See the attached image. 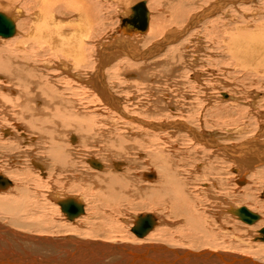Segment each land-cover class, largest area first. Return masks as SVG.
I'll list each match as a JSON object with an SVG mask.
<instances>
[{
    "label": "bare ground",
    "instance_id": "1",
    "mask_svg": "<svg viewBox=\"0 0 264 264\" xmlns=\"http://www.w3.org/2000/svg\"><path fill=\"white\" fill-rule=\"evenodd\" d=\"M188 1L190 0H182L179 3L181 10L175 13L176 16H173V20L183 21L186 18L188 14L182 9L187 8L184 6H189ZM198 1L206 2L204 6H207H203V10L197 14H190L191 19L188 16L190 20L188 19V23L183 28L176 27L177 29L167 32L164 28L166 25L163 24L164 26L161 27L157 20L152 19V13L146 0L133 3L134 5L129 7V12L121 22V37L117 41L113 38L114 45L108 44L110 46L101 48L98 33L103 19L102 0H0V14L5 16L15 29L14 34L10 37L0 36V116L8 115L7 126L10 125L9 122L11 123V126L2 128L5 125L2 123L7 119L3 116L0 117V195L7 193L10 196L18 197L17 199L6 197L5 200L1 197L0 200L3 201H0V208L6 209L12 218L14 216L19 218L23 212L24 214L32 213L28 212V209L32 208L29 206H32L33 201L35 202L38 198V188L42 183L39 184L38 181L35 183L36 178H34L35 182L32 179L33 183L34 185L38 184V188L30 189L33 183L27 184L25 178L17 177L19 174L16 175L19 183L13 179V175L9 176L10 173H17V171L21 173L20 175H24V171L31 167L40 182H44L43 184H49L50 181L55 183L56 178H63V174H68L66 176L68 185L65 189L74 193L59 195V191L57 192L55 188L58 185H53L50 188L53 189L49 195L50 200L48 198L44 200V196L41 199L43 202H47V205L55 204L59 212L62 211L63 215L72 222L80 221L73 219L78 215L69 216L70 214L64 211L63 204L76 205L77 208L79 207L80 214L82 212L80 207L83 208V211L85 208L79 199L81 193L75 194L82 192L88 196L89 194L95 195L96 192L91 191L92 185L98 189L96 191L99 194L90 198L92 205L86 207V216L90 209L92 213L99 215L101 220V216L105 215L102 212H105L106 209L98 206L105 204V207H109V216L114 217L113 224L115 216H125L124 214L129 209H133L136 202H139L137 206L143 210L144 207H150L153 208V212L155 209H159L162 214L164 213L159 216L151 211L138 212L140 215L136 217L137 224L133 228L130 227L132 241L129 242L131 243L79 238L81 234L79 237L75 234L69 235V237H40L31 232L9 228L11 225L13 226L14 221L10 223L9 227L4 226L5 223L3 225L0 223V245H2L0 258H3L4 253L8 254V260L4 259L6 264H9V260L12 264H16V260L17 264L19 262L22 264H95L98 255H101V261L96 264H110L115 261L116 256L119 258L111 264H264V260L260 257L254 258L243 253L229 252V250L228 252L218 251L211 247L196 250L190 247L185 249L182 246L176 248L171 247L173 245L167 240L168 244L150 243L155 241H152L153 238L157 236L159 229H163V226H171L174 222L180 223L181 221L200 239L197 233L205 230L200 223L203 222L205 225L212 223L208 220L211 218L213 207L217 202L222 204V207L218 208L220 211H216L214 214L217 219L220 214L231 211L246 224L254 225L264 222L262 214L264 199L260 201L258 197H255V191L245 190L247 187L249 188V181L252 180L256 183L255 180H259L258 174H264V111L257 110V114L262 120L258 117L262 127L257 126L254 129L247 126L244 121L240 125L242 127L234 128L237 124L236 118L230 122L232 125L226 122L221 125L215 123L214 127L225 129L224 137L217 131H200L196 129L197 127L191 128L189 125H193V122L190 123L189 119L192 116L187 118V122L190 124L182 119L159 122L153 120L154 116L169 109L183 117L186 116L185 112H194L196 115V108L193 105L191 106L195 110L191 106L189 107L190 101L181 106L184 108L178 106L174 108L175 104L168 102V97H163L164 92L161 94V89L166 86L163 85V82L165 84L170 78L173 80L182 73L184 62H190V60H185L188 54L183 50L185 45L190 42L187 39L189 33L196 31L197 26L199 28L202 23L204 25L206 20L216 19V17H218L217 21L214 19L211 27L204 29L205 35L211 40L212 48L217 50L218 60L221 62L231 61L236 66V70L242 73L241 76L243 75L239 80L241 82L248 80L250 82L248 88L255 89L256 93H252L254 95L252 99L256 103L262 101V94L258 91H262L261 88L264 87V19H262L264 16L260 17L258 12L260 9H264V0ZM141 4H144L145 9L143 10L148 14L146 30L132 26L127 21L132 16H141L139 14H142V11L134 13V9ZM262 6L263 8H261ZM246 14H252L249 17L251 19H245L248 16ZM224 15L226 17H223ZM160 16L158 21L162 19ZM257 18L262 21L258 23ZM203 37L205 38L199 34L194 40V42H199L198 44L202 48L199 49L200 51L204 50L203 45L205 46L206 43ZM206 39L208 38L206 37ZM212 48L210 49L212 50ZM207 57L210 63L213 57ZM212 63L214 64V62ZM191 68L193 69V67H189V69ZM153 70L156 72L150 74ZM129 89H133L137 94L139 92L147 96V99L144 98L146 101L142 107L152 103L145 109L146 111L142 112L147 114V117L128 114L127 103L130 101L134 103L136 96L132 99L123 98V100L121 93L129 92ZM240 90L243 93L235 88H231L230 93L223 92L222 99L227 100L220 103L225 106L233 98L232 108L228 105L229 107L226 106L223 110L205 100L202 101L198 108L205 110V124L208 127H213L209 124H212L216 117H219L217 120L224 117L233 118L235 114H239L242 108L246 110L242 106L243 104L240 105L238 101L241 99L240 96L245 95L241 86ZM231 94L239 95L237 100H235L236 96L233 97ZM209 98L208 100H210ZM101 103L105 105V108ZM261 104L264 105V99L258 105ZM255 105L257 104H252V108L256 109ZM261 107L258 106V109ZM104 109L109 110L105 116L102 115ZM112 113L117 114L116 117L119 115L122 119H126L124 124L131 126L130 131L124 135L123 130L120 131V128L115 127L113 130H109L113 138L105 139L104 142L116 143L117 148L119 146L117 154L126 153L131 157L124 160L120 158V155H114L119 159H114V156L104 159L100 155L95 156L94 154L89 156L85 154L86 157L80 156L84 145L89 143L90 146L94 145V140L99 137L100 133L94 132L97 130L91 124L93 119H96L94 118L95 114H99V117L108 121L105 124L116 125L113 121L111 122L109 114ZM1 119H5V121L2 122ZM132 120H137L140 126L130 123ZM150 130L154 133L152 135L154 139H150L148 133L151 132ZM124 133L126 132L124 131ZM164 135L169 140H166ZM108 136L106 135L107 138ZM93 138L95 139L92 140ZM125 138H130L133 143L125 145ZM146 139L150 142H146ZM136 145L138 146L136 147ZM52 146H61L69 153V160L64 167H58L53 163ZM148 147H154V149L152 153L146 155L142 149ZM42 155L44 156L37 158ZM183 159L186 160L185 164H182ZM140 162L147 165L148 169L145 168L137 174L135 170L140 167ZM143 164L142 167H144ZM85 168L90 174L88 177L82 173L84 172L82 169L85 170ZM7 171L8 175L4 174ZM58 175L60 176L58 177ZM204 175L210 177V183L201 185V194L199 198H196V196H192L190 185L195 183L196 179H202ZM212 176L216 177L211 178ZM45 181H49V183H45ZM64 184L61 186L62 189H64ZM43 188L39 189L40 195L45 194L46 196L44 190L42 191ZM229 188L231 190L235 188L238 193L237 191L234 192L235 194L232 191H227ZM251 189L252 187H250ZM219 190L222 191L220 194L223 195V199L218 200L217 191ZM100 194L104 197H100ZM24 197L26 200L20 205L22 202H18ZM106 197L110 199L108 200ZM249 200H254L251 202L256 211H262L259 213L260 217L250 209ZM197 204H202L204 209L199 211ZM244 204L250 208L243 207ZM33 208L32 210L37 211L40 207ZM242 209H245V212ZM245 213L255 215L257 220L250 223L252 218H249ZM88 217L91 216L88 215ZM169 217L178 221L169 220ZM212 219L214 223L217 222L215 218L212 217ZM95 221L91 218V223L89 222L87 227L88 230L91 226L94 227L91 229L92 235L101 230V228L96 230L95 226L102 222L96 224ZM112 226H110L111 230ZM19 227V229L22 228V226ZM111 230H108L107 234L113 232ZM263 230L264 227L256 236V240H258L256 242L263 244L264 248V241L261 239ZM189 234L187 232V235ZM199 243H201L200 240ZM5 244L13 247L16 252L5 251L7 250L3 248ZM107 244L111 248L110 255L109 248H106ZM23 246L27 250H24ZM101 252L106 253L107 256ZM107 258H111V260ZM103 259H107V262H104Z\"/></svg>",
    "mask_w": 264,
    "mask_h": 264
},
{
    "label": "rangeland",
    "instance_id": "2",
    "mask_svg": "<svg viewBox=\"0 0 264 264\" xmlns=\"http://www.w3.org/2000/svg\"><path fill=\"white\" fill-rule=\"evenodd\" d=\"M140 1H145V0H126V1L125 0H105V1L102 0L103 19L101 20L102 24L100 26V30H99V33H98V41L100 42L99 44L101 45V48H104L105 46H110L111 44L114 45L115 42H113V41H115V40L117 41L118 38L121 37L122 28L120 26H121L122 20L126 17L127 12H129V7L133 6L135 3L140 2ZM146 1H147V4H148V8L150 9V11L152 13V19L157 20V22L161 24V27L166 25V26H164L166 32L170 31L172 29L183 28L188 23V19L191 17L192 13L193 14L194 13L197 14L198 12L203 10L204 7L207 6V5L204 6L206 2L203 3V1L190 0V1L187 2V4L189 3L188 4L189 6H184V8H186V7L187 8L186 9H182L183 11H185V13L188 14V15L186 14L187 15L186 18L183 21L182 20L180 21L179 19H177V21H175V20H173V16L175 17L176 16L175 13L178 10H181V8L179 6V3H181L182 0H146ZM198 3H200V4H198ZM188 7H190V8L188 9ZM261 8H263V6ZM160 14H161V16H160ZM258 14H260L259 15L260 17L264 16V9H260V12H258ZM225 15L223 17H226ZM238 15H241V14H238ZM246 15H248V16H247V18L245 17V19H248L250 16H252V14H246ZM159 16L162 17V19H164L165 21H163L162 19L161 20L163 22L161 20L158 21L160 19ZM188 16H189V18H188ZM217 18L218 17H216V19L214 18L215 21H217ZM214 19L211 18V19L206 20L204 22V25H202L203 24L202 23L199 26V28L197 26V28H196L197 30L195 29L196 31H192V32L189 33V35L187 36L188 37L187 39H189L190 42L187 45H185L183 50L188 54V57H186L185 60H190V62L189 61H188V63L184 62L183 63L184 68L182 70V73L180 75L176 76L175 78L173 77L174 78L173 80H171V78H170V80L169 81L167 80L168 82H166L165 84L163 82V85L164 86L166 85V86L165 87L163 86L164 88L161 89L162 90L161 94H163L162 92H164L163 97H168V102H170L172 104H175L174 108L176 106H178L179 108H184V107H181V106H183L185 103L190 101L191 104H189V107L191 105H193V107L196 108V112H195L196 115L194 114V112H185L184 114L186 116L183 117V116H181L179 114L178 115L175 114L173 112V110L169 109V110L163 111L164 113L160 112L159 115L154 116L153 120L159 122V121H163V120H165V121L166 120H168V121H179L178 119H182L183 121L186 120V122H187L188 121L187 118H190V116H192L189 119V122L190 123L193 122L192 123L193 125H191L189 122H187V123L190 124L189 126H191V128L195 129L197 127L196 129H199L200 131H211V130L212 131H217L219 133V135L224 137L225 129L223 127H214L215 123L216 124H220V125L222 123H224V122L231 124L230 122L233 121L234 118H236V120H237L236 123L237 124H235L234 128H239V126L243 123V121L246 122L247 126H250L251 129H254L257 126L262 127V124L259 121L260 117L257 114V110L258 111H264L263 110L264 109V107H263L264 105H262V104L258 105L259 103L263 102V99H264V90L263 89H264V87L261 88L262 91H258L260 94H262V101L259 102V103H256L252 99V96H254L253 94L256 93V92H254L255 89L251 90V88L250 89L248 88V87H250L249 86L250 82H248V80H247V82L246 81L245 82H241V80H239V79H242L243 75L241 76L242 73H240V72H238L236 70V66L233 65V63L231 61L221 62L220 60H218L219 56H218V53H216L217 50L215 51L212 48V45L210 44L211 40H209L210 38L205 35L206 34L205 29L206 28L208 29V27L209 28L211 27V24L214 22ZM249 19H251V18H249ZM259 19L260 18H257V22L258 23H259V21L260 22L262 21V20H259ZM262 19H264V18H262ZM178 21H179V23H177ZM171 24H172L173 27L171 26ZM166 28H169V29L167 30ZM191 33H193V34H191ZM199 34H202V36H205V38L203 37V40H205V42H206L205 46L203 45V49L204 50H201V51L199 50V49H202V48H200V45L198 44L199 42L198 41H196L197 43L194 42L196 36L199 35ZM115 36H117V37H115ZM198 37H201V36H198ZM206 37L208 39H206ZM87 42L90 43V41H87ZM108 44H110V45H108ZM206 44L208 45V47H207ZM207 48H208V50L206 51ZM210 48H212V50ZM213 50H214L215 56L213 54ZM191 56H192V59H191ZM207 56H212L213 57V58H211V62L210 63H209V58ZM215 57H217V58H215ZM197 58H199V59L197 60ZM212 62H214V64ZM189 67H193V69L192 68L189 69ZM155 72L156 71L153 70L150 74H153ZM197 77H198V79H197ZM249 80L251 81L252 78L249 79ZM241 84H243V85H241ZM150 85L152 86V84H150ZM181 86H183V87H181ZM240 86L244 89L245 95H242V97L240 96L239 98H241V99L238 100V101H239L240 105L243 104L242 106L245 107L246 110L244 108H242V110L239 112V114H235V117H233V118L224 117L221 120H217V119H219V117H216L215 120L213 121V123L209 124V125H212L213 127H208L207 124H205V120H206V116H205L206 112H205V110H203V109L201 110L200 108H198L199 105L202 104V101L205 100V101H207V103H209V104H211L213 106H216L217 108L221 107L223 110L228 105L230 106V108H232L233 107L232 106L233 105L232 101H234L233 98H232V101H230L227 104H225V106H222V104L220 103V102H223V101L227 100L225 98L222 99L223 98V92H225V93L229 92L230 93V89L231 88H235L238 91H241L240 90ZM244 87H246L248 89H245ZM179 88H181V90H179ZM129 90H130L129 92L126 91L125 93H121L122 99L123 98L124 99H130V98L132 99L133 97L136 96V101L134 103H132L129 100L130 102L127 103L128 104L127 105L128 108L126 107L129 110L127 111V109H126V111L128 112V114L130 116L147 117L146 116L147 114L142 113V112L146 111L145 109H147L150 105H152V103L150 102L149 105L147 104V106L142 107V105H144L143 103L146 101L145 99H147V96H144L143 93H139V92L137 94L136 92L133 91V89H129ZM261 92H263V93H261ZM232 96L235 97L236 95L233 94ZM238 96L235 97V100H237ZM155 98H153V99L148 98V99L154 100ZM208 98L211 101L208 100ZM199 102H200V104H199ZM101 104L103 105V103H101ZM195 104H196L197 107L195 106ZM245 104H247V105H245ZM252 104H257V105H255V106H257V108L256 109L252 108ZM258 106L259 107L262 106L261 107L262 109L261 108L258 109ZM103 107L105 108V105H103ZM186 107L188 109V106H186ZM97 108H100V107H97ZM194 108H193V110H195ZM108 111L109 110L104 109V112H106V113L102 112V115L103 116L107 115ZM8 112H11V111H8ZM165 113H166V115H165ZM95 115H94L95 116L94 118H96V119H93L91 124L96 128L95 130H97V131H94V132H96V133L99 132L100 133V134L98 133L99 137H98L97 140H94L95 138L92 139V140H94V145L90 146V143L87 144V145L83 144L84 145V149L82 150V153L80 154V156L86 157L85 154H87L88 156L91 155V154H94L95 156H99L100 155V157H102L104 159H109V157H113L114 155H120L121 159L128 160L127 158L131 157V156H129L130 154L129 155L126 154V153L117 154V151L119 150V146L117 148L116 143H114V142H112V143L104 142L105 139H112L113 138V135L111 134V132L109 130H113L115 127L120 128V131L123 130L122 132H123L124 135L128 134V132L130 131L129 129H130L131 126H128V124H124L126 119H122L119 115L116 117L117 114L116 115L113 114V113L109 114L110 118H111V122L113 121L114 124L116 123V125H111V124H105V123H108V121H106L105 119H102L101 117H99V114H95ZM2 116H3V118H6V119L8 117V115H4V114H2ZM2 116H0V117H2ZM253 117L256 118V119H254ZM100 118H101V120H100ZM1 120H2V122L5 121V119H1ZM260 120H261V118H260ZM8 121H9V119H7L5 122L2 123V125L5 124V125L2 126V128L11 126L10 122H9L10 125L7 126L8 125V123H7ZM101 121H102V123H101ZM127 121L129 122V120H127ZM133 121H136V122H133ZM130 123H133V124H136V125L140 126V124H139V122H137V120H132V121H130ZM134 127H136V126L134 125ZM240 127H242V126H240ZM99 128H100V130H99ZM124 128H126V129H124ZM127 129H128V131H127ZM124 131L126 133H124ZM148 133L150 134V139H152L153 138L152 135L154 134L153 131L148 132ZM117 134H119V133H117ZM106 135H109L108 138L106 137ZM166 135H164V137L167 140L168 138H167ZM5 140H7V139H5ZM124 141L126 142L125 145H129V144L133 143V141L130 138H125ZM146 142H150V141L148 139H146ZM236 143H238V141H236ZM118 144H119V142H118ZM83 145H82V147H83ZM137 146L138 145H136V147ZM39 147H40V145L37 146L38 149H39ZM82 147H81V149H82ZM153 149H154V147H148L147 149H142V151L147 155L149 153H152ZM38 154L40 155L41 153L39 152ZM43 156L44 155L38 156L37 158H41ZM114 159H119V158L114 156ZM27 160L30 161L29 159H27ZM28 161H26V162H28ZM185 162H186V160L183 159L182 164H185ZM228 163H225V164L227 166H230V164H228ZM142 164L140 162V164H139L140 167H138L136 169L137 171L135 170V173L139 174L141 171H143V170H145V168H147V165L145 166L143 164L144 167H142ZM226 165H225V168L227 167ZM21 167H22V165H21ZM17 168L18 167H16V169ZM17 170L20 171L19 168ZM82 170L84 171L82 173H84L85 177H88L90 175V174H88V171L86 170V168H85V170L84 169H82ZM30 171H32L31 167H30V169H27L26 171H24L25 173L23 172L24 175H20L21 173L20 172L18 173V171H17V173H13V174L10 173L9 176L11 177V175H13L14 178L13 177L12 178L17 183H19V179H18L19 176L23 177V179L25 178V181H27V184L28 183L29 184L33 183V180L35 182L34 178H36V182L35 183H37V181H38L39 184L42 183L41 187L39 186V188H38V184L34 185V183H33L34 186L32 184H31V186L29 185L30 189L31 188L36 189V187H37L38 191H39L38 198H36L35 202L33 201L32 206L30 205L29 207L33 208V205H34L33 209H35V208H37V206H39L40 210L38 209L36 211V210H32V208L31 209L29 208L28 212L29 211L32 212L31 214H24V212H23L22 213L23 215L20 214V216L22 218L20 216H19V218H18V216H14V218H12L11 215L9 213H7L6 209H1L0 208V218L1 219L2 218L5 219V220L2 219L3 223H2V221L0 219V223L2 225L5 223L4 226L9 227L10 223H12L14 221L13 222V226L14 227L12 225L9 227V228L12 227L11 229L23 230V232L24 231L25 232H31L33 234H37L40 237H43V236H47V237L68 236L69 237V235H72V234H75V236L77 235V237H79L80 234H81V236L79 238H87V239L100 240V241L108 240V241H113V242H116V241L119 242L120 241V242L131 243V242H129V241H132L131 240V230L130 229L133 228V226L135 227V225L137 224L136 217L140 215V213H138V212H149V211H151V213H154V214L159 215V216L164 214V213L162 214L159 209H155L157 211L154 210V212H153L152 211L153 208H150V207H144V210H143V208H139V206H137V203H139V202H136V205L135 204L133 205V209H129L128 212L124 214L125 216H123V215L115 216V222H113V224H114L113 225L112 224V221H113L112 219L114 217L109 216V207H105V204H102V202L100 201L102 206H98V207H103V208L106 209V211L104 210L105 212H102V214H105L106 216L102 215L101 216V220H100L99 215H96L95 213H92V211H90V209L88 210V212L91 213L92 215L88 213L87 216H86V207L87 206L89 207V206L92 205V203L90 201L91 200L90 198H92V197L96 196L97 194H99L96 191L98 189H96L95 186L92 185L91 186V191L92 192H96V194L93 195V196H91V194H89V196H88V195H86L84 193L82 194V192H79V193L76 192L75 195L81 193V195H79V197H80L79 199L81 200V203L83 204L85 210L83 211V208L80 207L82 212H80V214L77 217H73L74 220L79 219L80 221L77 220V221L72 222L69 219H67L65 215H63L61 210H60L61 212H59V210L56 208L55 204L47 205L46 204L47 202H43L42 201L43 199H41L44 196V200H46L47 198H48V200H50L49 199V195L53 191V189H50V188H52L53 185H58V186H55V188L57 189V192L59 191L58 192L59 195H70V193H74V192H70V190L67 191L65 189L66 186L68 185V183H67L68 180H66V176H68V174H63V178H56L57 181H55V183H54V181H50V183H51L50 184L49 181H45V183H49L50 184L49 185V184H43L44 183L43 181L40 182L38 177L35 175V172L34 171L30 172ZM28 173H31V174H28ZM4 174L8 175V171L4 172ZM17 174H19V175H17ZM16 175H17L18 178L16 177ZM25 175L30 176L31 178L30 177H26ZM59 176L60 175H58V177ZM53 177H55V176H53ZM61 177H62V175H61ZM213 177L215 178L216 176H212L211 178H213ZM258 177H259V180H255L256 183H254L252 180L249 181L250 182V184L248 185L249 188L247 187V189H245V190L246 191L249 190L248 192H250V191L254 192L255 191L256 192V196L255 197L256 198L258 197V199L260 201H263V199H264V174L263 175H262V173L258 174ZM59 179L61 181L63 180L62 183H61V181L59 182ZM28 180H30L31 182H29ZM63 182H66V183L64 184ZM203 183H207L209 185L210 177L204 175L202 179H196L195 183L190 185V191L192 192V196H196V198L197 197L199 198V196L201 194L200 193L201 192L200 191V187H201V185ZM62 184H64V189L61 188V186H63ZM44 186H47V187H44ZM250 187H252L251 190H250ZM41 188H43L42 191L44 190L43 192L46 193L47 197L45 196V194H43V195L41 194L42 196L40 195ZM230 188L227 191H232L233 193L237 191V190H235V188H232V190ZM45 191H47V192H45ZM43 192H41V193H43ZM221 192L222 191H220V190L217 191V193L219 195L218 200L219 199H223V195L220 194ZM237 193H238V191H237ZM239 193H241V191H239ZM100 195H99L100 197H104V195H102V194H100ZM1 197H3V200H5L6 197H8L10 199H14V198L17 199L18 198V197L14 196V195L10 196L7 193H5L4 195L2 194V196L0 195V199H2ZM106 198L108 200L110 199L109 197H106ZM203 199H205V198H203ZM3 200H0V201H3ZM25 200H26V197H24L18 203L22 202V203H20V205H21V204H23L25 202ZM102 201H103V198H102ZM251 201L254 202V200H251ZM251 201L248 202V204H249V206L251 208L248 207L247 204H244L243 207L250 208L252 211L255 212L256 215H258L260 217L261 214H259V213H261L262 211L261 212L258 211V210L256 211L255 206L252 205L253 203ZM44 204H46V205H44ZM197 205L199 207L198 208L199 211H200V209L201 210L204 209L201 206L202 204H197ZM219 206L222 207V204H219V202H217L215 207H213L214 209L212 211L211 218H209V220H208V222H212L211 224L208 225V223H207V225H205L203 222L200 223V225H202V228L205 229L204 231H201V232L197 233V235L200 237V239H198L194 235L195 232L191 231L190 228L188 229L185 226V223L184 222L181 223L182 222L181 221L180 223H175L174 222L171 226H169V225L163 226V229L161 228V229H159L157 231L158 233H161V235H158V233L156 232L157 236L155 238H153V240H152V241H154V240L155 241L154 242H150V243H161V244L165 243V244H168L166 242L169 241L173 245V246L170 245L171 247L178 248V247L182 246V248L184 247L185 249L190 247V248H194L195 250L196 249H202V248L206 249V248H210L211 247L212 249L218 250V251H226V252H228V250H229V252H237V253H240V254L243 253L244 255L251 256V257H254V258L260 257V258H262L264 260V248L262 246L263 244H260L259 242H256V241H258V240H256V236L259 235L260 230L264 227V222H261L262 224L261 223L258 224L256 222L257 224H254V225L246 224L243 221H241L239 219V217L234 215V213H231V211L230 212H224V213L220 214L218 216V219H217L216 215H214V214L216 213V211L217 212L220 211L218 209ZM166 214H168V213L166 212ZM262 214L264 216V211H263ZM35 215H36V217H35ZM88 215H90L91 217H88ZM94 215H96V216H94ZM198 217H199V215H198ZM212 217L215 218L217 220V222L214 223ZM91 218L96 220L95 221L96 224L97 223L100 224V222L103 223V225L101 223L100 225L97 224V226H95L96 230H99L100 228H101V230H99L98 232H95L94 235L91 234V229H94V227L92 228V226H91L90 230H88V228H87L88 225L91 223L90 222ZM102 218H105V219H102ZM168 219L169 220H175V219H173V217H169ZM103 220H104V222H103ZM200 220H202L201 217H200ZM91 221H93V220H91ZM175 221H178V220H175ZM169 223H171V221H169ZM111 224L115 227L114 229H113V226ZM19 226H22V228L19 229L20 228ZM64 226H66V227H64ZM110 226H112V230H111ZM209 228H210V231H209ZM224 228H226V229L228 228V231H226V229H224ZM104 230H105V233H104ZM108 230H111L113 232L107 234ZM178 230H180V231H178ZM187 232H189L191 235L190 234L187 235ZM204 232H207V233H204ZM83 234H85V235H83ZM86 234H87V236H86ZM101 234H102L103 238H102ZM207 235H209V236H207ZM191 236H193V237H191ZM179 239H180V242H179ZM182 240H185V241H182ZM186 240H187V242H186ZM191 240H193V241H191ZM199 240L201 241L202 244L199 243ZM204 242H209V243H204ZM1 246L2 245H0V248H2ZM202 246H204L205 248L202 247ZM197 247H201V248H197ZM3 248L7 249L5 251L16 252V250L13 247H10L9 245H6V244L3 246ZM22 248H24V250H27L25 248V246H23ZM106 248H109L108 251L110 252L109 253V255H110L111 254V251H110L111 248L109 247L108 244H107ZM32 250H33V248H32ZM96 251L98 252V249H96ZM18 252H19V250H18ZM102 254H104V256H107L106 253H102ZM22 256H24V254ZM8 257H9L8 254L4 253L3 254V258H0V260H2V262H3V264L5 263L4 259L7 261ZM23 258L25 259V257H23ZM111 258H107V259L111 260ZM117 258H119V256H116V259ZM107 259H103V261L107 262ZM116 259H115V261H116ZM99 261H101V255H98L97 260L95 261V263H97ZM115 261H113V262H115ZM113 262H110V264L113 263ZM20 263L21 262H19V264ZM16 264H17V260H16ZM82 264H84V263H82Z\"/></svg>",
    "mask_w": 264,
    "mask_h": 264
},
{
    "label": "water",
    "instance_id": "3",
    "mask_svg": "<svg viewBox=\"0 0 264 264\" xmlns=\"http://www.w3.org/2000/svg\"><path fill=\"white\" fill-rule=\"evenodd\" d=\"M144 4H141L139 6H137L134 9V13L138 12V11H142V14L140 17L139 16H132L129 19H127V21L129 22V24H131L132 26L135 27H141V29L146 30L147 29V23H148V14L146 11H144ZM147 19V20H146ZM14 27L11 24V22L2 14H0V36L1 37H10L14 34ZM66 207V208H65ZM63 208L64 211L68 214H70L69 216H77L79 215V210L76 207V205L72 204V205H68L66 203L63 204ZM245 212V209H242ZM247 216H249V218H252L250 223H253L254 221L257 220V217L255 215H250L249 213H245ZM263 237L261 238L264 241V230L262 231ZM0 264H3L2 260H0ZM6 264V262L4 263ZM9 264H12L9 260ZM96 264V263H95Z\"/></svg>",
    "mask_w": 264,
    "mask_h": 264
},
{
    "label": "clouds",
    "instance_id": "4",
    "mask_svg": "<svg viewBox=\"0 0 264 264\" xmlns=\"http://www.w3.org/2000/svg\"><path fill=\"white\" fill-rule=\"evenodd\" d=\"M52 161L58 167H64L69 160V153L61 146H52Z\"/></svg>",
    "mask_w": 264,
    "mask_h": 264
}]
</instances>
